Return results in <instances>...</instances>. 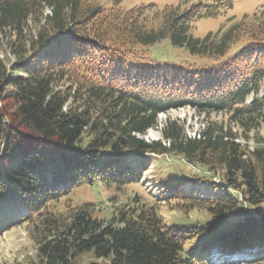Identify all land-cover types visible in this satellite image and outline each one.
Here are the masks:
<instances>
[{"label":"trees","instance_id":"1","mask_svg":"<svg viewBox=\"0 0 264 264\" xmlns=\"http://www.w3.org/2000/svg\"><path fill=\"white\" fill-rule=\"evenodd\" d=\"M225 7L226 0L128 9L0 0V38L14 56L0 54V235L28 228L37 250L26 263L208 264L216 244L222 255L264 259V8L225 30L192 35L197 19ZM164 39L209 63L145 64L149 46ZM184 106L226 119H207L194 136L180 118L160 123V113ZM149 129L160 137L144 139ZM170 154L210 173L214 188L184 193L179 182L163 198L210 219L169 225L138 193L109 217L72 201L95 185L124 195L148 169L136 157ZM86 253L94 259L82 260Z\"/></svg>","mask_w":264,"mask_h":264},{"label":"rangeland","instance_id":"2","mask_svg":"<svg viewBox=\"0 0 264 264\" xmlns=\"http://www.w3.org/2000/svg\"><path fill=\"white\" fill-rule=\"evenodd\" d=\"M105 7H110L116 2L125 9L132 8L140 4L154 3L159 8L166 5H176L180 0H96ZM264 8V0H226V7L223 12L215 17H202L193 23L191 33L195 37L203 38L209 32L216 33L220 29H227L232 23L240 20L245 14L252 15L259 9ZM222 30V31H223ZM7 38H0V49L2 56L6 55L9 59L14 60V56L6 45ZM242 48L241 43H237L230 51V55L236 54ZM8 49V50H7ZM6 50V51H5ZM148 60L145 64L152 66L154 63H171V64H185L192 63L196 65H203L209 63V58L201 57L192 54L186 47L175 46L171 44L168 39H164L159 43L149 46ZM167 117L180 118L185 124L189 135L194 136L195 131L203 127L207 119L210 120H225L226 117L222 114H201L194 108L184 107L172 109L167 113L159 114L160 123L164 122ZM251 137L248 142L251 146L256 144V141ZM160 137V132L157 129H150L147 138ZM259 137L264 142V131H261ZM245 138V137H244ZM246 139V138H245ZM244 142L246 140L242 139ZM140 164V168L149 167L144 175V180L141 184H133L127 187L125 194L116 192L114 189H106L104 186L95 185L89 187H82L76 190L72 195V201L79 203H90L93 205L95 214L110 216V211L116 205H120L126 201V197H132L138 193L142 202L147 205L157 206L159 212L164 217L167 224H181L193 225L195 222H202L210 219V217L201 210L195 209L188 214L181 212L177 208H171L173 204L165 200V188L183 182L182 191L189 192L197 189L198 194L201 193L206 186L214 188L211 184V174L204 172L197 164L193 165L182 159L181 157L170 155H154L145 156L144 158L136 157ZM218 183V177L213 179ZM210 184V185H208ZM176 187V186H175ZM173 187V188H175ZM114 198V199H113ZM130 199V198H129ZM246 207V210H253L251 206ZM198 238L188 242L189 246L196 244ZM218 248V244H216ZM36 243L32 239L28 228L25 225H18L2 231L0 235V264H28L26 258L29 256L35 257ZM216 250V249H215ZM219 250V249H217ZM216 250V252H217ZM216 252L214 254H216ZM94 259L91 253L83 255L82 260L85 262ZM109 259V258H108ZM212 260L213 257L211 256ZM209 259V260H210ZM107 260V259H105ZM264 264V259L246 258L241 255L227 256L224 259L214 258L213 262L208 264Z\"/></svg>","mask_w":264,"mask_h":264}]
</instances>
